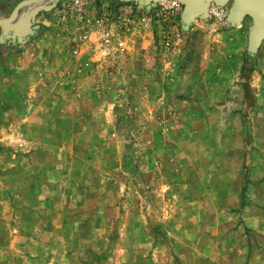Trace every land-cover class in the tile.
Masks as SVG:
<instances>
[{
  "label": "rangeland",
  "instance_id": "rangeland-1",
  "mask_svg": "<svg viewBox=\"0 0 264 264\" xmlns=\"http://www.w3.org/2000/svg\"><path fill=\"white\" fill-rule=\"evenodd\" d=\"M82 1L0 25V264H264L250 17Z\"/></svg>",
  "mask_w": 264,
  "mask_h": 264
},
{
  "label": "water",
  "instance_id": "water-1",
  "mask_svg": "<svg viewBox=\"0 0 264 264\" xmlns=\"http://www.w3.org/2000/svg\"><path fill=\"white\" fill-rule=\"evenodd\" d=\"M37 0H20L12 9L7 18L0 19V25L13 22L20 7ZM141 5H149L166 0H134ZM183 8L180 15L181 22L187 26L194 17L203 16L207 13L208 5L213 2L217 5L229 4L227 20L231 24L240 23L245 16H249L251 23L247 33V52L254 55L261 42L264 40V0H178ZM22 23V19L16 25Z\"/></svg>",
  "mask_w": 264,
  "mask_h": 264
},
{
  "label": "built area",
  "instance_id": "built-area-1",
  "mask_svg": "<svg viewBox=\"0 0 264 264\" xmlns=\"http://www.w3.org/2000/svg\"><path fill=\"white\" fill-rule=\"evenodd\" d=\"M70 4H75L82 6L83 1L82 0H68ZM159 3V10L166 12L168 15L172 16L173 18H176L179 16L182 12L183 5L178 0H166L162 2H156ZM228 3L224 5H217L213 2H211L207 10H210L211 12H215L220 17H222L226 24H229L227 20V13H228Z\"/></svg>",
  "mask_w": 264,
  "mask_h": 264
},
{
  "label": "crops",
  "instance_id": "crops-1",
  "mask_svg": "<svg viewBox=\"0 0 264 264\" xmlns=\"http://www.w3.org/2000/svg\"><path fill=\"white\" fill-rule=\"evenodd\" d=\"M15 3H16V1L12 4V5H15ZM6 3H4V2H2L1 0H0V12L2 11V10H4L5 9V7H6ZM42 6H44V8H43V10L45 9V6L46 5H42ZM37 8V7H36ZM38 9H40L39 7L37 8V9H34V10H32L31 12H30V15H35V14H38ZM21 14L22 12H20V10H19V12H18V14ZM21 16H22V14H21ZM21 18V17H20ZM240 33V40H241V42H242V40L244 41V38H245V36L247 35V33L246 32H244V31H239Z\"/></svg>",
  "mask_w": 264,
  "mask_h": 264
},
{
  "label": "trees",
  "instance_id": "trees-1",
  "mask_svg": "<svg viewBox=\"0 0 264 264\" xmlns=\"http://www.w3.org/2000/svg\"><path fill=\"white\" fill-rule=\"evenodd\" d=\"M252 56H253V55L247 54V56H246V60L252 59Z\"/></svg>",
  "mask_w": 264,
  "mask_h": 264
}]
</instances>
